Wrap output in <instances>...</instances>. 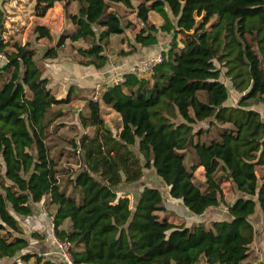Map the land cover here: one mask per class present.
Masks as SVG:
<instances>
[{"label":"trees","instance_id":"1","mask_svg":"<svg viewBox=\"0 0 264 264\" xmlns=\"http://www.w3.org/2000/svg\"><path fill=\"white\" fill-rule=\"evenodd\" d=\"M58 1L74 28L40 57L32 40L14 38L0 5V258L65 264L28 250L18 216L45 200L56 206L54 230L71 241L75 264H260L251 216L259 205L264 222V116L253 106L264 102V0H27L25 23ZM152 12L165 13L171 31L163 60L149 76L127 71L107 84L79 110V136L58 133L63 143L55 141L65 110L55 108L59 98L41 60L83 39L78 62L102 68L110 36L136 29L124 54L156 41ZM33 30L38 40L53 37L46 23ZM223 75L241 93L235 104L227 102ZM103 105L119 118L117 127L108 125ZM151 167L194 214L224 199L226 181L240 193L225 202L228 217L186 225L170 218L160 187L145 182L134 207L118 190Z\"/></svg>","mask_w":264,"mask_h":264},{"label":"rangeland","instance_id":"2","mask_svg":"<svg viewBox=\"0 0 264 264\" xmlns=\"http://www.w3.org/2000/svg\"><path fill=\"white\" fill-rule=\"evenodd\" d=\"M26 2L27 0H0V5L7 7L6 10L9 13L7 20V27L9 31L14 34V38L20 39L22 42H25L27 40H32L38 49V57H40L48 45L56 43L57 38L59 37L61 32L73 29L74 25L65 11L63 2H59V1L56 2L52 8H50V10L46 13L45 16H39V17L30 16L28 22L25 23L24 21L25 18L23 17L21 10L24 6L25 7L27 6ZM13 6L15 7L14 9L12 8ZM72 9L74 11H78L76 3L73 5ZM125 13L126 12L124 11L123 14ZM163 15L166 18V14L163 13ZM163 15L159 12L151 13L152 20L155 21L156 25L158 26V34L156 37V41L152 44L153 45L163 44L165 49H167L170 45L169 41L171 39V31L167 29L165 26H163L165 20ZM37 21L41 23H46L51 26L53 32L52 38H42L39 40L36 38L37 34L34 32L33 26ZM135 31H136L135 28L129 29L125 37H122L124 35L121 34L110 36L108 38V41L106 42L107 52L111 55L113 54L124 55V53H121L120 50L123 48L131 47V43H132L131 38L132 37L134 38ZM76 43L78 44L82 43L84 45L85 41L81 39ZM75 46L76 45H71V41L68 40L64 48L61 50L59 57L49 58V59L47 58L41 60L44 63L46 74H48L52 80L51 86L54 92V96L55 98H59L58 100L59 104H56L55 108L62 105L63 108L68 109L67 111L64 112V114H62L60 118V120H62V123L60 122V127L58 129L57 135H54V140L55 141L57 140L59 143H63V141L59 139L58 133L62 134V136H64L67 139H70L73 136L76 137L79 136V133H81L82 131L80 128L81 123L79 118V112H76L75 110L80 107L82 108L86 107L87 100L89 98H92V92L94 90V86L97 83H101L104 86L108 84V82L106 81L107 79L102 75L97 77L95 80H93V79H88V76H86L83 71H80L81 68H85V67L79 65L78 54H76ZM161 50L155 52L153 55L156 56L158 53H163L164 49ZM107 63H109V66L113 68L110 59L108 60ZM64 65H67V69L62 68ZM76 67H78L79 69L74 70ZM104 67H106V65ZM140 74H146L147 76H149L151 74V69H148ZM222 79L226 81L230 91V96L227 102L230 104L237 103L241 93L234 88L229 77L223 75ZM80 81H82L84 84L82 87L78 85ZM70 82H74V84H72L71 87L67 90V86L70 84ZM67 102H71V103L67 105L66 104ZM253 106L260 109L264 116V102L256 103ZM103 115L106 118L108 125L112 126L113 128L118 126L119 118L115 113L112 112L109 106L103 105ZM200 124L207 125L208 120L202 121L199 123V125ZM64 145L69 146L67 143H65ZM68 162L69 161H67L66 163ZM0 164L4 165V161L1 153H0ZM74 167L79 168V164L74 165ZM204 179L205 177L203 174V167H200L197 170L196 180L199 183H203ZM145 182L160 187L165 195V198L168 199L170 195L169 186L163 181L162 177L157 175L154 167L145 170V175L141 181L135 183H127V182L122 183L118 187V190L124 194L127 193L132 196L131 198H133V200L131 201V206L134 207V198H136V196L139 194ZM239 193L240 192L237 190V188L233 187L229 181H226L224 183V199H221L220 203L217 204L215 207L218 209L216 214L217 217L223 218L229 216L228 208L226 207L224 209V205H226L227 202L233 201L239 195ZM166 199H165V204L168 202L166 201ZM168 206L171 207L170 210L171 214L170 213L168 214L170 218H172L177 222H180L181 220L183 221L187 220L185 215H183V210H184L183 208H185L184 203L180 202L179 204L176 205L169 204ZM164 212L165 211H161L160 214L163 215L165 214ZM251 218L257 227H258V223L260 224L261 222L264 226L263 215L259 205L257 206V210L251 216ZM49 230L51 235V229L49 228ZM256 231H257L256 239L252 243V249L254 251L257 260H259L260 264H264L263 228L262 230H258V228H256ZM29 247H32L31 250H34L33 246H29ZM13 261H14L13 259L8 260L6 258H0V264H13ZM20 261L22 262L21 264H26L21 259ZM20 261H18L17 264H20L19 263ZM197 264H204V261H200Z\"/></svg>","mask_w":264,"mask_h":264},{"label":"crops","instance_id":"3","mask_svg":"<svg viewBox=\"0 0 264 264\" xmlns=\"http://www.w3.org/2000/svg\"><path fill=\"white\" fill-rule=\"evenodd\" d=\"M120 35V34H118ZM123 35V34H121ZM123 37V36H122ZM78 42V41H76ZM74 42V45L80 46L83 45L78 44ZM131 42L133 44H136L135 39L132 37ZM86 45V42L85 44ZM165 49L163 44H152V45H140L137 43V48L135 51L128 53V54H121V55H116V54H109V59L112 63L113 68L109 66V63L106 64V67L102 68H97L94 65H85V64H80V66H83L85 68H81L80 71H83L86 76H88V79H93L95 80L99 76L105 77L107 82L110 84V79L112 76L117 75L119 73H125L128 71V69L132 65L140 64L141 62L150 59L153 57L154 53L161 50ZM162 51V50H161ZM160 51V52H161ZM60 56V55H59ZM58 56V57H59ZM57 58V57H56ZM49 59V58H48ZM60 61V60H59ZM2 61H0L1 63ZM63 69H67V65H64L62 67ZM79 68L76 67L74 70H78ZM74 84V82H70V84L67 86V90L71 87V85ZM80 87H82L84 84L82 81L78 83ZM71 102H67L66 104L69 105ZM77 108L75 111L79 112L81 109ZM65 111L68 109L63 108ZM143 179V178H142ZM160 179V178H159ZM147 183V182H146ZM130 195V194H129ZM131 196V195H130ZM132 197V196H131ZM138 198V197H137ZM137 198H134V205L137 202ZM133 200V198H131ZM168 202L167 204L169 205H176L179 204L180 202L183 203L181 199L173 198L172 196L169 195L168 199H166ZM167 207L171 209L170 206ZM216 206L209 207L204 214L198 215L190 212L188 208L185 206L183 208V215H185L187 220H184L186 225H192L195 221H202V220H214V219H223L220 217H217V211L218 209L215 208ZM227 207V205H224V209ZM179 208V207H178ZM228 208V207H227ZM56 209V206L53 204H46L45 200H42L40 202H36L33 204V212L29 215L26 216H18L20 219L21 224L23 225V228L25 230L26 236L29 238L30 245L33 246L32 251H37L47 257H56L59 259L60 257L56 254V245L53 242V239L50 235V230L52 225H53V216L51 215V212H53ZM257 210V209H256ZM252 219V218H251ZM183 221V220H181ZM253 221V220H252ZM255 224V223H254ZM256 226V224H255ZM255 228H258V230H264V226L262 222L259 224L258 227L256 226ZM257 233V231H256ZM256 239V236H255ZM32 247H28V250H31ZM59 257V258H58ZM5 258V257H4ZM6 259H11L7 258ZM61 259V258H60ZM204 264H206L204 262Z\"/></svg>","mask_w":264,"mask_h":264},{"label":"built area","instance_id":"4","mask_svg":"<svg viewBox=\"0 0 264 264\" xmlns=\"http://www.w3.org/2000/svg\"><path fill=\"white\" fill-rule=\"evenodd\" d=\"M0 56H4V55L0 54ZM162 60H163L162 53H158L156 56H153L150 59L141 62L140 64L132 65L128 69V71H132V72H136L140 74L148 69H152L154 64H156L157 62H161ZM122 75L123 73H119L117 75L112 76L109 82L113 83V82H118L122 80L123 79ZM105 86L101 83H97L94 86V90L92 92V98L94 100L100 99V96ZM51 236H52L54 244L56 245V249H55L57 252L56 254L61 258V260L65 264H75V260L71 252V246H72L71 241L68 239H62L59 236H57L54 230V224L51 227ZM19 263L21 264L22 262L20 261Z\"/></svg>","mask_w":264,"mask_h":264}]
</instances>
